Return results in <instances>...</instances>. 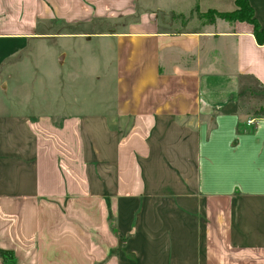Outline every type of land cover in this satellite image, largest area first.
Here are the masks:
<instances>
[{
  "label": "crops",
  "instance_id": "1",
  "mask_svg": "<svg viewBox=\"0 0 264 264\" xmlns=\"http://www.w3.org/2000/svg\"><path fill=\"white\" fill-rule=\"evenodd\" d=\"M133 1L0 0V264H264V44Z\"/></svg>",
  "mask_w": 264,
  "mask_h": 264
},
{
  "label": "rangeland",
  "instance_id": "2",
  "mask_svg": "<svg viewBox=\"0 0 264 264\" xmlns=\"http://www.w3.org/2000/svg\"><path fill=\"white\" fill-rule=\"evenodd\" d=\"M126 1L127 0H117V6L118 7L121 6ZM142 1H145V2L148 3L149 13H155L156 14V3H157V0H134L133 4H132V8L133 9H137V12L140 13L141 12V8H142V5H141ZM166 2H168V1H166ZM178 2L182 4V3H184V0H179ZM184 6H186V4H184ZM135 17L136 16L133 17V20L135 19ZM191 17L196 19V21L198 23L197 25H199V26L204 25V23H206V24L214 23L218 19H221L219 17V13L218 12H217V14H214V13L209 11L207 13L202 14V13H200L198 11V9H195L194 11H192V16ZM124 20H126V18H124ZM170 20H171V23L168 24V25L170 27H172L173 29L175 28L177 30H186V29H189L190 26L192 25V24L189 23L190 21L185 16H175L174 19L171 18ZM35 43H36L35 48H38V50H39V55H37V57L35 59L36 65L37 66L38 65L39 66H42V65L46 66L47 63L50 62L52 58H51V56H49L46 53V47H45L43 41H36ZM33 91L35 93H39V92L42 91V93H39V94L42 95L43 92H44V89H36V90L33 89ZM59 91H60V89H58V92ZM260 113H262V114L264 113V107L260 110Z\"/></svg>",
  "mask_w": 264,
  "mask_h": 264
},
{
  "label": "trees",
  "instance_id": "3",
  "mask_svg": "<svg viewBox=\"0 0 264 264\" xmlns=\"http://www.w3.org/2000/svg\"><path fill=\"white\" fill-rule=\"evenodd\" d=\"M237 9L230 13H219L221 19L229 22H248L254 27V35L260 44H264V28H262L255 18L254 11L248 0H237ZM217 14L216 11H210ZM5 253H3L4 255ZM7 255V253L5 254Z\"/></svg>",
  "mask_w": 264,
  "mask_h": 264
}]
</instances>
